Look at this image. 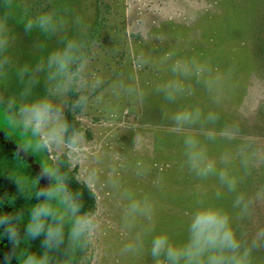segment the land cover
Instances as JSON below:
<instances>
[{
    "label": "rangeland",
    "instance_id": "374dc122",
    "mask_svg": "<svg viewBox=\"0 0 264 264\" xmlns=\"http://www.w3.org/2000/svg\"><path fill=\"white\" fill-rule=\"evenodd\" d=\"M29 1L18 0L22 7L10 21L16 42L8 53L12 63L7 76L0 77L4 102L9 98L20 102L24 85L17 69L24 64L34 67L65 35L89 40V68L102 83L89 94L87 109L77 115L85 137L79 147L60 145L46 153L24 152L19 148L22 138L6 126L0 106L2 212L23 209L27 217L35 200L21 190H31L44 162L53 163L66 155L82 182L93 170L98 176L88 185L97 196L94 214L99 227L72 264H154L147 242L138 255L121 253L124 244L145 226L143 222L131 229L125 226L128 193L149 199L154 205L155 232H168L177 244L182 242L173 236L186 232L195 201L216 200L230 213L242 245L256 243L252 264H264V0H57L54 11L67 21V27L52 37L25 33L27 13L34 16L44 11V7L29 8ZM169 51L174 59L195 57L205 69L200 76L179 77L186 90L174 102L157 91L178 78L171 71L172 61L164 60ZM138 58L146 60L143 67ZM40 79L29 99L48 87L43 75ZM217 97L219 104L214 103ZM68 98L69 93L53 99L66 110ZM185 107H199L205 116L209 112L219 115L215 128L225 132L205 143L218 168L225 167L219 164L220 156L230 155L226 167L237 178L235 191H229L217 176L200 179L189 172L183 136L193 132L203 139L212 125L198 124L183 132L176 129L170 116ZM242 156H251L247 172ZM238 196L249 204L247 213L236 206ZM6 244L0 248V264H6L11 252L8 240ZM21 247L42 251L40 239L27 240ZM50 255L52 264H65L68 258L63 250ZM11 264L18 261L13 258Z\"/></svg>",
    "mask_w": 264,
    "mask_h": 264
},
{
    "label": "clouds",
    "instance_id": "9594fccd",
    "mask_svg": "<svg viewBox=\"0 0 264 264\" xmlns=\"http://www.w3.org/2000/svg\"><path fill=\"white\" fill-rule=\"evenodd\" d=\"M20 7L22 5L18 0H0V77L7 76L8 66L12 63L8 53L16 42V36L13 35L10 21ZM76 23H81L79 16ZM23 27L25 33L35 32L52 37L66 30L67 21L55 11H47L27 18ZM174 57L175 54L169 51L165 53L164 60L172 61L171 71L178 78L157 89L163 91L165 99L170 102H174L186 90L179 77L193 73L200 76L205 71L195 57L190 61ZM138 60L140 67H143L146 60ZM90 63L89 40L86 37L65 35L57 47L34 67L24 64L17 69L18 80L24 85L20 102L9 98L5 103L0 95V106L6 126L22 138L20 149L38 154L46 153L54 146L81 145L85 137L70 125V116L66 115L63 105L57 104L53 98L67 96L68 93L77 94L72 110H86L89 94L102 83L90 71ZM41 75L48 87L37 98L29 99L33 86L40 83ZM129 91L132 89L129 88ZM209 91H212L211 83ZM188 94L191 95V91ZM214 103H220L219 97L214 99ZM219 119V115L213 112L205 116L199 107L181 108L170 116L173 126L181 132L198 124L201 127L212 125L203 139L199 134L185 132V164L195 177L207 179L217 176L229 191H235L237 178L226 167L231 163L230 155L226 153L220 156L219 164L225 167L218 168L217 161L210 158L205 143L225 132L221 129L218 133L215 128ZM250 162L251 156H242L241 163L246 172ZM97 179L95 170L89 172L86 186L94 184ZM41 181L44 183L41 184ZM72 181L56 162H44L41 165L30 191L21 190L20 182L17 181L20 190L24 193L28 191L27 196L33 198L35 203L28 209L27 217L23 209L0 214V229H3V235L11 244V252L5 257L6 264H11L13 258L18 264H52L50 253L60 250L68 257L65 264H72L76 253L88 248L99 224L94 212L84 210L83 193L72 187ZM155 183L159 185L160 181ZM128 197L123 215L125 226L131 229L138 222H143L145 226L143 231L124 244L122 254L138 255L144 251L147 242L148 254L154 264H252V248L257 246L256 243L242 245L230 213L216 200L200 198L195 201L186 224L185 239L177 244L168 232H155L154 205L147 197L136 198L132 193H128ZM235 204L247 213L249 204L244 202L242 196L237 197ZM36 239L41 241V252H31L21 247L25 241Z\"/></svg>",
    "mask_w": 264,
    "mask_h": 264
},
{
    "label": "trees",
    "instance_id": "16d2710c",
    "mask_svg": "<svg viewBox=\"0 0 264 264\" xmlns=\"http://www.w3.org/2000/svg\"><path fill=\"white\" fill-rule=\"evenodd\" d=\"M32 1L33 0H30L27 3V6L29 8L32 7V10H36V11H38L40 7H44L43 12L54 11L55 5L57 3V0H40V1L38 0L34 3ZM32 10H30V12H32ZM30 17L31 16H29L27 13L26 19ZM76 99H77V94L69 93V98H68L67 108L65 110V113L66 115L70 116V121H69L70 125L73 128H76L80 132H82L83 127H82L80 120L77 117L81 109L77 108L74 111L72 110V105ZM56 163H59L60 170L62 172H66L68 174L70 182L73 180L72 187L74 189L80 190L83 193L82 201L84 203V210H89L95 213L97 209V196L95 192L93 191V189L89 185L86 186V184L78 178L76 171L72 169L69 159L66 155L60 156V158L56 161ZM185 235H186V232H184L182 235L173 236V237L174 238L179 237L180 239L178 240H181V242H183V240L185 239ZM252 259L255 260L253 255H252ZM259 261H262V259H260Z\"/></svg>",
    "mask_w": 264,
    "mask_h": 264
},
{
    "label": "flooded vegetation",
    "instance_id": "af4514ba",
    "mask_svg": "<svg viewBox=\"0 0 264 264\" xmlns=\"http://www.w3.org/2000/svg\"><path fill=\"white\" fill-rule=\"evenodd\" d=\"M0 204H5V202H1L0 201ZM2 208H1V205H0V211H1V214L2 213H4V212H2L3 210H1ZM0 238H1V243H0V248L2 247V246H6L7 244H6V242H7V240L8 239H6L7 237L5 236V235H3V229H0ZM4 241H5V243H4Z\"/></svg>",
    "mask_w": 264,
    "mask_h": 264
}]
</instances>
